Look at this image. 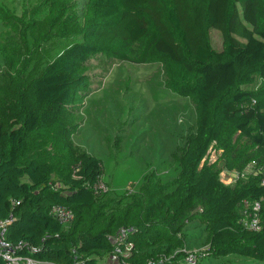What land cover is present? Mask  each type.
I'll return each instance as SVG.
<instances>
[{"label":"trees","instance_id":"obj_1","mask_svg":"<svg viewBox=\"0 0 264 264\" xmlns=\"http://www.w3.org/2000/svg\"><path fill=\"white\" fill-rule=\"evenodd\" d=\"M95 2L99 19L85 27L84 42L62 50L34 79L35 103L53 110L71 104L85 81L80 66L97 53L115 49L112 55L129 63L144 64L157 58L170 63L178 92H193L200 110L196 134L181 158V203L185 204L180 208L199 209V216L210 227L212 256L237 255L264 263L261 175L230 187L211 168L201 165L210 145L226 128L253 149L248 162L264 165V0ZM210 29L222 37L220 51L209 46ZM18 108L17 126L0 134V220L13 216L6 239L38 248L19 252L34 259L74 264L70 250L76 247L81 264H100L111 247L107 238L113 234L102 229L74 237L65 233L64 224L51 216L50 209L54 205L69 211L92 206L101 194L97 187L102 161L85 153L74 156L63 144L62 155L70 160V170L52 179L49 161L36 154L29 156L26 146L53 112L36 113L22 97ZM256 201L260 202V229L253 231L242 225L238 213L243 202ZM183 218V214L171 215L164 227L180 230ZM137 226L128 262L146 264L161 257L142 259L137 246L141 239H135L138 234L143 238L145 228ZM0 264L6 262L0 258Z\"/></svg>","mask_w":264,"mask_h":264},{"label":"rangeland","instance_id":"obj_2","mask_svg":"<svg viewBox=\"0 0 264 264\" xmlns=\"http://www.w3.org/2000/svg\"><path fill=\"white\" fill-rule=\"evenodd\" d=\"M98 19L95 0H0V134L17 126L22 97L36 113L53 112L26 146L29 156L49 161L52 179L70 170L63 144L74 156L85 153L102 161L105 188L92 206L70 210L73 218L64 224L65 233L76 237L108 229L114 234L122 226L143 224V238L138 234L135 239H141L137 246L143 260L161 255L174 261L194 254L196 264H264L237 255L212 256L210 227L199 209L180 208L185 204L181 158L196 134L200 110L193 92H178L170 63L160 58L129 63L113 56L115 49L97 53L80 66L85 81L71 104L53 110L35 103L34 79L62 50L84 42L85 27ZM208 35L210 48L220 51V33L210 29ZM252 152L243 137L226 128L201 165L235 187L258 175V164L248 162ZM254 206L243 202L239 208L248 224L244 210ZM181 214L180 230L164 227L171 215Z\"/></svg>","mask_w":264,"mask_h":264},{"label":"built area","instance_id":"obj_3","mask_svg":"<svg viewBox=\"0 0 264 264\" xmlns=\"http://www.w3.org/2000/svg\"><path fill=\"white\" fill-rule=\"evenodd\" d=\"M251 164L255 166V162L252 161ZM258 175H261L260 185L264 187V165H259L257 168ZM102 182L99 183L97 189L101 191L104 189ZM260 202L256 201L255 206L251 208H246L244 210L245 216L248 215V222H244L242 219V225L250 230L258 231L260 229L257 221L259 216ZM50 214L55 219L61 221L63 224L69 222L73 216L72 213L61 206L54 205L50 209ZM251 217V218H250ZM13 216L10 214L6 219L0 220V258L3 259L6 264H54L44 260L34 259L30 256H25L19 252L23 249H31L33 252L38 251V248L27 246L26 244L12 243L6 239L7 226L12 222ZM248 224V225H247ZM138 230L132 225H126L118 228L116 232L107 238L110 244V250L105 257L104 264H130L128 262L129 253L133 246L132 238L137 234ZM70 253L73 257L74 264H81V259L79 256V251L76 247L71 248ZM197 257L194 254L186 255L181 260H171L168 257L161 256L155 259H151L146 262V264H196Z\"/></svg>","mask_w":264,"mask_h":264},{"label":"crops","instance_id":"obj_4","mask_svg":"<svg viewBox=\"0 0 264 264\" xmlns=\"http://www.w3.org/2000/svg\"><path fill=\"white\" fill-rule=\"evenodd\" d=\"M103 259H104V258H102V259L100 258V260H99V263H100V264H104V263H105V260H103Z\"/></svg>","mask_w":264,"mask_h":264}]
</instances>
